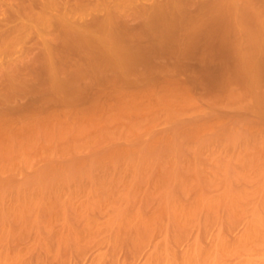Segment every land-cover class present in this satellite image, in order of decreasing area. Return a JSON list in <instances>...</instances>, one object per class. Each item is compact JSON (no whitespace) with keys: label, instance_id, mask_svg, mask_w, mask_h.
<instances>
[{"label":"rangeland","instance_id":"374dc122","mask_svg":"<svg viewBox=\"0 0 264 264\" xmlns=\"http://www.w3.org/2000/svg\"><path fill=\"white\" fill-rule=\"evenodd\" d=\"M43 1L37 0L34 7L29 4L26 10L22 5L28 0H0V100L9 106L32 100L36 107L15 112L8 119V129L17 131L16 121L22 117L26 121L23 123L31 121L37 126L32 141L24 137L32 136L31 131L17 136L22 139L21 152H5L0 157V236L25 239L18 244L12 239L9 251L15 249L23 258H34L36 252L51 258L57 254L54 247L59 249L64 243L59 252L69 256V260L65 256L67 264L82 255L97 256L95 261L89 258L99 264L104 253L108 256L113 252L111 255L121 258L128 251L131 256L134 248L140 254L162 252L163 248L184 254L194 250L198 239L205 254L219 247L218 235H225L229 244H234L253 212H260L264 218V74L231 72L237 67L234 58L244 48L253 63L263 59L264 26L248 25L242 31L244 39L239 38L237 27L228 28L221 32L228 38L207 48L215 56L212 67L232 68L221 69L223 75L231 73L220 75L218 83L193 72L204 61L181 55L184 60L179 56L178 75L148 77L151 67L138 64V74L130 72L123 80L126 86L121 83L126 89L121 85L123 89L114 92L98 83L99 90L94 87L92 92L72 95L64 89L70 80L68 75L59 70L62 26L47 15L59 17L57 13L61 12L60 16L74 18L78 13L69 6L62 14L63 2L54 1L47 3L48 13L44 15V7L40 8ZM199 40L195 41H204ZM195 44L194 50L192 44L187 45V52L199 53L197 48L202 49L199 46L204 43ZM157 51L155 54L160 55ZM162 52L168 57L170 50ZM174 52L180 54L177 49ZM33 57L36 63H30ZM176 60L166 61L175 71ZM25 64L34 65L36 71L8 79L7 72ZM39 73L47 76L52 86L46 99H40L32 86ZM170 79H174L172 86ZM135 80L140 81L137 84ZM191 83L196 88L193 85L192 89ZM201 84L211 87L205 90ZM67 98L71 103L62 101ZM60 237L71 243L60 239L61 243ZM39 239L49 242L47 251L45 242L33 244ZM134 240L140 243L134 245ZM3 248L7 246L3 244ZM144 255L138 256L144 260ZM136 256L132 257L135 262L143 261ZM250 256L253 261L244 264H264L257 261L264 258V253ZM88 257L79 259L83 263L77 260L78 264H85ZM110 258L102 260L108 262Z\"/></svg>","mask_w":264,"mask_h":264},{"label":"bare ground","instance_id":"6f19581e","mask_svg":"<svg viewBox=\"0 0 264 264\" xmlns=\"http://www.w3.org/2000/svg\"><path fill=\"white\" fill-rule=\"evenodd\" d=\"M36 1L37 0H28V2H25L26 3L25 5L23 3L22 7L27 10L30 7L29 4H31V6L34 7L37 4ZM54 1L63 2L64 9H63L62 14H66L68 7L73 6L76 9L78 15L74 16V18L67 17V16L65 17V16H60L61 14L60 12V13H57V16L59 15V17H56L55 14L53 15L51 13H48L47 3L54 2ZM27 3H28V6H27ZM41 7L45 8V9L43 8L44 12L41 10L43 14L48 13L47 16L49 17V19H51L52 21L56 20V22H58L62 26V33L60 35V41H59L60 46L58 49V52H59L58 61L60 65L59 70L62 73H65L68 75V78L70 80L67 85V88H64V89L67 90L68 92H71L70 94L72 95L74 94L78 95L85 91L87 92V91L94 90V87L97 88L99 84L102 85L101 88L103 87V85H105L106 89L109 88L111 90H116L114 92H117L120 89L121 85L123 87V84H125L123 80L126 78V76H128V74H130V72H135V74H138V72H136L137 69L135 67L138 64L140 65V64L147 63L148 66L151 67V69H149L147 72V74H149L148 77L150 76V74L152 76L153 74L155 75L159 73L161 74L162 73H173V74L176 73L177 74L179 72L178 71V68H179L178 59L181 60V58L183 59L184 56L186 58L191 57V59L192 57H195L198 60L200 59L201 62L204 61V64L203 62L202 63L200 62L203 65L199 64L200 66L195 67L193 72H195L197 75L199 74L203 75L205 78L207 77L212 83L214 82L218 83V81L221 80L220 75H222L223 77L226 74L225 73L223 75L224 71L221 70L222 68L223 69L225 68L224 67L221 68L219 66L218 67L220 69L215 68L214 66L212 67L210 63L215 61V56H214V53L211 50H208L207 48L212 47L211 45L218 40L223 41L226 38H228L226 34L225 35L221 34V32H225L228 28L236 29L237 27L240 31L239 38L244 39L245 36L242 31L246 29L248 25H251V26L260 25V27L264 26V0H45L40 3V8ZM33 9L34 8H31L32 11ZM51 15L53 18L55 16L56 19L51 18ZM196 39L197 40L200 39L201 41L203 40L204 41L196 42L195 41ZM194 41L197 44H195ZM190 42H193L191 43L192 47L194 46L193 44L197 46L198 44L202 45L204 43V45L203 47L199 46L202 49L197 48V51L201 50L199 51V53L196 54L195 52H193L192 54V51L191 53L187 52V50L189 49V46L191 45ZM194 47L192 48V50H194ZM160 48H162L164 51L167 49L170 50L169 56H168L169 58L172 57L170 59L174 60V58L176 59L177 57V60H178V61L176 60L178 64L176 68L177 72L175 71V69H173L171 65L168 64V62H173V60L168 61L170 60L168 57H166L168 53L162 52L163 50L161 49L162 50L161 51ZM171 48L172 49L174 48L175 51L177 49L180 54L178 53L179 54L178 56L175 55L177 54V52L175 53L174 50L172 51ZM184 48H185V51L182 52L181 50H183ZM157 50L161 51L162 55L161 53L160 55L155 54V52L156 53L158 52ZM247 50H248L247 48H244L243 52L234 58L235 63H237V67L234 68L231 72L235 74H244V73H251L254 75L264 74V57L260 62L258 61L257 63L256 62L253 63L254 61L252 59V56L251 54H249ZM163 54H165L164 56L168 58V60L164 59L165 57L163 56ZM172 54L173 56L175 55L176 57L173 58ZM181 55L183 57H181ZM121 56L123 57L120 58ZM179 56L181 58H179ZM222 57L224 58V60L227 59L226 58L227 55L225 56L223 54ZM156 59H159V61H157ZM160 59H162V61ZM186 60L189 61L190 59H186ZM36 61H37L36 57L35 58L33 57L30 63H36ZM225 61L228 62L229 59ZM162 62H166V63H162ZM185 65H183L184 68H185ZM195 65L197 66V64ZM183 67L180 68V70H183ZM33 69L36 71V68L34 67V65L28 66L27 64H25L23 66H17L15 68H12L9 72L6 73L9 76V78L8 77L7 78L12 80L15 78V76L19 77L23 73H26V71L33 70ZM187 69L189 68L187 67ZM226 69L225 71H229L232 68L231 69L228 68L227 70ZM189 70H191L189 73L191 74L192 69H189ZM41 74L42 73H39L38 76H36L35 84L32 85L35 91L39 92L41 96L40 99L45 98V94L50 91V86H51L50 81H48L49 80L48 77L41 75ZM229 74L227 73L226 75H229ZM177 75H175V78H177L176 77ZM218 77H219V80H218ZM170 78H172V76H170ZM183 78L186 79L187 77L186 78L183 77ZM140 80H135V81H137V84H138V81ZM170 80H169V84L170 82H174V79H170ZM177 81L179 82L180 80L177 79ZM122 82L123 84H121ZM164 83L166 82H163L162 84ZM194 83H196L197 85L196 81ZM186 85L184 87H187V89H189L188 86ZM193 85L194 84H192L191 88L193 87ZM201 85H202V88H204L205 90H206L205 87L210 86V84L205 87L203 86V84ZM170 86H172V84H170ZM198 87L199 89H201L200 86ZM137 88L135 87V90ZM179 88H181V85ZM194 88H196V86ZM149 89L151 88L149 87ZM143 90L145 91L144 88ZM184 91L185 89L182 91V93ZM187 91L190 92L189 90ZM197 91L198 90H196V92ZM102 93H105V92H102ZM128 93L131 96L132 93L130 92ZM126 95L124 96L128 98L129 97L128 94ZM133 95H134V92H133ZM66 100H69L70 101L69 103H71L72 101L70 98L64 99L62 101H66ZM35 109L36 107L34 106V102L32 100L28 101L27 103H22V104L16 103L12 106L7 105V103L4 104V102L0 100V133L3 134V138L2 139L0 138V157L3 156L5 152H16L23 147L21 145L22 139H17V136L21 134L22 132L26 133V132L31 131V133H34L32 134V136L29 134L24 136L25 139L28 141H32V139L35 138L36 136L35 132H36V127H37L36 124H30L29 122L31 121H28L27 123H23V122H26L24 121L25 120L24 117L16 121L19 126L17 127L19 130L17 129V131L15 130L13 131L11 128L8 129L9 120L10 118H12V115H14L15 112H23L25 110L33 111ZM19 152H21V150ZM251 216L253 217H251L248 224L246 225L244 233L238 236L237 240L235 239L236 242L234 244L233 243L229 244L230 242L227 241V238L225 237V235H218L217 245L219 247H215V251H212V252H208L209 251L208 250L205 254H203V252L201 251L204 248L203 246L201 247V245L199 244L200 242H197V241H200L197 239V241L195 240L196 241L195 247L193 246L194 252L193 251L185 252V253L183 252L184 254L181 253L182 254L181 255L180 254L181 251H177L176 249L175 251L172 250V252H169L168 250L164 251L165 248H163L164 250L162 252L159 250L158 251L159 253H158L157 250L156 251L154 250L155 251V252L153 251L154 254L150 252L149 253L150 256L147 257L146 255H149V254H146L143 251H141V254H140L139 249L135 250L134 248L133 251L131 250L132 251L131 253L133 254V255L131 254V256H129L128 254L129 251L127 252L128 255L123 251L122 253H125V254L124 256L123 255L121 256V258L123 257L122 259L119 258L120 257L119 254H118L119 256L118 255L116 256V254L113 256L111 255V253L113 252H111L107 256L106 253H104L105 254L104 256L103 255H100V256H102L103 258L105 257L110 258L112 256L113 260L110 258L111 260L109 261H111V263L109 261L105 262V259L102 260L103 258L101 257V262L99 264H244V262L245 263L252 262L253 258L251 256L249 257V254L264 253V218L261 215V213L258 211L253 212ZM137 236L143 237V235H136L135 237ZM142 237H140L139 240L142 239ZM12 239H15L17 242L16 241L14 242L18 244V242L21 243V240L24 238L20 239L19 236L16 238V236H8V235L0 236V243L4 242L3 244L7 246V248L4 249L3 244L1 243L2 246L0 244L1 246L0 247L1 249L0 250V264H67V260H69L68 258L69 256L64 255L66 254L65 252L64 254L61 253L62 251L59 252V250L63 248L64 243L61 244L63 242V241L61 242V240H64V237L59 238V240L61 239L60 240L61 243L57 239V242H59V245L61 244L59 246L61 248L59 249L57 248L58 246L54 247L55 249H57L55 251L57 254H54L55 249H53V253L51 254V255L54 254V256L51 258L49 254H46L45 256V255H42L41 252H38V253L36 252L38 256H39V253L42 256L40 255L41 257L40 256L38 257L36 254H35L36 256L33 254L34 258L38 257L35 260L34 258H32L33 256L30 254L33 251L29 253L31 255L30 259L25 256H24L25 258H23L22 254L19 253V251H14L15 249L13 251L12 250L9 251L8 248L13 247V246L8 247L10 242L13 241ZM18 239H20V241ZM35 239H38V238H35ZM135 240L133 242H135ZM39 241H41V239H39L38 242L34 241L36 243H33V244H36V245L40 244ZM54 241H56V239ZM54 241H51V242L55 244ZM67 241H69V239H66L65 241L68 244ZM136 241H138V239ZM233 241L234 240L232 239V242ZM43 242H45V240L41 241L42 244ZM46 242L44 243L46 246L45 248H47L45 251H47L49 247V245H46ZM139 243L135 242L134 245H137ZM29 244L30 242L28 240V245ZM33 244H31V246ZM51 244H50V247L53 248ZM28 245H24V246H28ZM29 248L31 247L28 246V249ZM168 249L170 250V246ZM27 251L29 252L30 250H27ZM119 252L121 251H118V253ZM136 255L137 256L144 255V260H143V257L140 256L142 257L143 261L135 262L134 260L136 259L132 257L133 256L135 257ZM231 255L233 256L236 255V257L232 256L233 257L232 258ZM91 256L89 257L91 258L94 257V255H91ZM145 256L147 258H145ZM43 257H47V258H43ZM79 257L77 260L79 259L81 260L84 256L82 255V257L81 256ZM86 257L88 256H85L83 259H85ZM89 257L87 258V260L89 262L91 260L92 262L93 259ZM96 257L97 256L94 257L95 259L93 261L96 260ZM140 257L139 259L141 260ZM77 260L76 262H72V264L73 263L78 264ZM87 260H86V263L88 262ZM98 260L100 261V258ZM257 261L264 262V258H258ZM92 263L94 264V262Z\"/></svg>","mask_w":264,"mask_h":264}]
</instances>
